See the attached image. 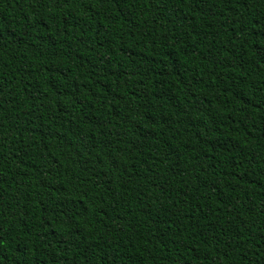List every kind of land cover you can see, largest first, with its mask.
Wrapping results in <instances>:
<instances>
[{"label": "trees", "instance_id": "trees-1", "mask_svg": "<svg viewBox=\"0 0 264 264\" xmlns=\"http://www.w3.org/2000/svg\"><path fill=\"white\" fill-rule=\"evenodd\" d=\"M0 264H264V0H0Z\"/></svg>", "mask_w": 264, "mask_h": 264}]
</instances>
